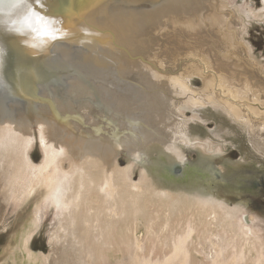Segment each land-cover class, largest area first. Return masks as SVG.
Returning a JSON list of instances; mask_svg holds the SVG:
<instances>
[{"label": "bare ground", "instance_id": "6f19581e", "mask_svg": "<svg viewBox=\"0 0 264 264\" xmlns=\"http://www.w3.org/2000/svg\"><path fill=\"white\" fill-rule=\"evenodd\" d=\"M28 3L55 38L34 34L22 6L0 0V202L45 192L0 264H264L256 216L176 186L250 173L261 185L259 162L214 169L245 139L264 157V77L228 3ZM155 35L170 43L150 53ZM177 42L189 46L181 60ZM208 121L217 128L205 131ZM51 206L46 255L29 244Z\"/></svg>", "mask_w": 264, "mask_h": 264}, {"label": "rangeland", "instance_id": "374dc122", "mask_svg": "<svg viewBox=\"0 0 264 264\" xmlns=\"http://www.w3.org/2000/svg\"><path fill=\"white\" fill-rule=\"evenodd\" d=\"M225 1L228 3L230 10L235 11L239 20L244 23L246 33L244 32L243 34V40L244 44L246 43L247 45L245 46L247 47V55H249L253 60L259 63L263 74L262 77H264L263 0ZM155 36L158 37V35ZM142 38L143 36L140 37V39ZM152 42L153 44L149 42L146 46V49L150 51V53H159V51L164 48V46L168 47V44L170 43H168V40L166 38L162 37H158ZM177 44L178 42L176 44H173V47H175L174 49L177 50L176 53L179 55L178 58L180 59L185 53L183 51L189 50V46H184L180 42L178 45ZM197 44L199 48L201 47V45H203V43L201 42ZM152 45L155 46L153 47ZM151 46L153 47V49ZM148 47L149 49L151 47V49L149 50ZM209 49V46L204 47V50L207 52H209ZM203 84L204 83L201 78H195L193 80L192 86L195 89L199 90L203 88ZM186 114L188 117L191 116V113L189 111L186 112ZM192 127L193 129H199L197 125H193ZM203 128L205 129V131H211L215 130V128H217V125L213 121H208L205 126H203ZM194 134L196 135L199 133L197 132ZM38 137L39 134L36 131L35 138ZM231 137H235V135H231ZM35 144L39 145V141L37 140ZM32 156L35 159V163L39 164L42 161L43 158L39 146L32 150ZM198 156V153L191 154L190 161L193 163L197 162ZM241 158H243L245 162H259L258 167L262 166L264 168V164L262 163L264 157L260 156L259 153H256L251 144L246 142L245 139L241 144L234 143L233 147L229 148V151H227L223 156L216 160L214 162V169H221L223 168L224 164L239 162ZM126 161L127 160L124 156H120L118 159V162L122 164V166H124V163H126ZM245 162H243V164ZM249 170L255 172L253 168H250ZM140 172L141 170L138 165H134V167L132 168V177L134 181H138ZM253 175V173H250L247 176H240L237 179L232 180H229L230 178L228 176L227 177L229 179L223 175V178L220 181L216 180L217 178L214 176L206 180L204 178H193L192 180H194V183L191 180L190 186L189 184L183 183H178L176 186L180 190L183 189L190 193H197L198 191H201L200 189H204L206 195L209 198L218 200L219 202H223L224 204H228L230 205V208L237 207L243 213L256 216L258 218L256 225L259 226V229L263 234L262 237L264 238V174L260 175L263 178L258 176L261 183L260 186H257ZM214 182H216L217 184H214ZM220 183L225 184L219 185ZM212 184H214L212 187L209 186ZM44 192V189L39 190L38 193L33 195V198H30V200L25 205L10 204L9 206H6L4 203L0 202V261H2L5 258L7 252L11 250L17 234L20 233L24 228L27 219L34 211L37 199L40 198L44 194ZM55 212L56 208L54 206H51L47 211L43 209L42 224L32 237L29 244V247L32 251L48 255L49 251L51 250L52 245L50 244L49 237L54 229L53 226H55Z\"/></svg>", "mask_w": 264, "mask_h": 264}, {"label": "snow or ice", "instance_id": "6c2138e0", "mask_svg": "<svg viewBox=\"0 0 264 264\" xmlns=\"http://www.w3.org/2000/svg\"><path fill=\"white\" fill-rule=\"evenodd\" d=\"M15 6L23 8L21 13L23 24L37 36L55 38L45 17L33 11L28 0H15Z\"/></svg>", "mask_w": 264, "mask_h": 264}, {"label": "water", "instance_id": "95a60500", "mask_svg": "<svg viewBox=\"0 0 264 264\" xmlns=\"http://www.w3.org/2000/svg\"><path fill=\"white\" fill-rule=\"evenodd\" d=\"M41 13H43V11L41 12ZM4 25L2 24L1 26H0V31H1V29H2V27H3ZM2 36V35H1ZM3 38H5V37H3ZM176 171L178 172L179 171V169L178 168H176ZM182 177H185V175L184 176H182ZM181 180H183V183H185L187 180H185V178H183V179H181ZM223 184H225V183H223ZM223 184H219V185H223ZM212 187V186H211Z\"/></svg>", "mask_w": 264, "mask_h": 264}]
</instances>
